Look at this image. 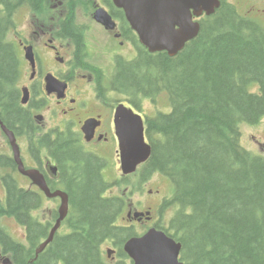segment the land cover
I'll use <instances>...</instances> for the list:
<instances>
[{"label": "trees", "instance_id": "16d2710c", "mask_svg": "<svg viewBox=\"0 0 264 264\" xmlns=\"http://www.w3.org/2000/svg\"><path fill=\"white\" fill-rule=\"evenodd\" d=\"M2 30L0 23V95L14 92L21 74L20 60L12 45L3 43ZM142 50L136 60L119 63L116 80L127 87L125 92L140 89L154 96L166 91L171 99L170 112L148 117L152 154L144 174L157 171L174 184L172 202L181 208L171 228L183 244L182 259L188 264H264V155L242 146L240 127L264 117V27L223 2L178 55ZM93 71L104 75L100 67ZM11 104V119H23L25 112ZM66 152L58 155L76 163L69 182L72 232L58 235L35 259L34 243L43 230L28 215L21 216L16 205L30 208L32 195L23 193L15 201L10 189L11 209L27 226L31 243L29 248L19 243L3 247L16 264H103L105 239L134 234L115 223L125 199L106 195L110 187L99 172L104 161L89 157L78 143ZM82 163L84 168L77 165ZM1 239L10 242L8 236Z\"/></svg>", "mask_w": 264, "mask_h": 264}, {"label": "flooded vegetation", "instance_id": "af4514ba", "mask_svg": "<svg viewBox=\"0 0 264 264\" xmlns=\"http://www.w3.org/2000/svg\"><path fill=\"white\" fill-rule=\"evenodd\" d=\"M59 1L61 0H0L2 38L7 33L8 27L17 25L16 16L19 11L27 10L24 6H29L32 11L37 10V12L33 11L34 14H28V22L25 24L33 36H25L17 29V36H14L18 40L19 53H23L29 45L34 46L35 67L28 62V66L17 80V91L12 92L8 99L0 97V188L6 200L4 207L7 208L3 209V216L0 219L9 216L15 226L23 227L25 233L22 234L25 236V241L22 243L28 241L27 226L21 224L22 221L17 219L16 213L11 209L10 189L15 201L22 199L23 193L32 195L33 200L31 202L28 200L30 208L26 206V210L23 211L22 205L16 204L18 212L24 217L28 215L32 224L40 226L43 234L48 235L53 227V219L55 223L58 218L56 202H61V196H47L40 188L39 180H44L51 192L62 190L69 194L72 166L76 163L68 160L65 155L61 158L58 154L67 153L66 151L70 150L73 144L78 143L82 146L87 145L90 151L89 157L100 159L98 151L94 149L97 146L95 144H100L101 141H109L108 146L117 143L114 119L119 103H124L128 107H139L131 98L120 101L117 91L107 90L106 86L103 89L101 82L97 85L95 82L97 74L91 70L74 66V58L82 53L74 42L79 36L78 40L84 41L88 47L90 37L99 41L98 30L100 29L110 39H118L121 45L134 43L129 35L130 29L125 27L124 21L116 16L115 5L109 0H93L81 4L77 3L87 0H69L68 4L62 6L63 4L60 5ZM79 6L86 8L81 15V21H79ZM100 6L111 11L118 22L116 29H108L95 19V10ZM56 10L60 11L57 19L59 16L66 15L61 22L62 27L55 22ZM66 26L70 29L65 30ZM76 33L80 35L77 36ZM45 38L47 40L44 42ZM40 42L44 43L43 48H40ZM72 55L73 59H71ZM25 88L28 89L27 102L23 103ZM11 101H14L13 109L25 112L22 113L25 116L23 119H11L13 114ZM87 122H89L88 125ZM2 124L12 132L20 148L22 162L16 158L15 143L12 136L3 129ZM86 128L91 136L90 140L86 138ZM77 165L80 168L82 165L86 166L85 163ZM115 169H118V163ZM150 192L152 193L153 190L151 189ZM128 207L133 208L131 205ZM45 208H48V214L44 213ZM66 218L56 235L72 232L65 223ZM140 222H147V220L143 218ZM154 223L157 224L156 221ZM4 236H8V232L4 227H0V240ZM38 237L39 230L38 232L36 230L34 238ZM105 240L101 245V250L106 257V262L102 261L103 264L132 262L131 259L123 257L124 254L128 256L124 250L125 242L118 244L115 238H111L109 239L111 244H109ZM2 244L4 247L9 244L15 248L14 244L17 242L10 239V242ZM105 245L109 246L105 248ZM34 246H37V242ZM108 248L113 249L110 254ZM5 256L3 254V258ZM1 262L3 261L0 258V264Z\"/></svg>", "mask_w": 264, "mask_h": 264}, {"label": "water", "instance_id": "95a60500", "mask_svg": "<svg viewBox=\"0 0 264 264\" xmlns=\"http://www.w3.org/2000/svg\"><path fill=\"white\" fill-rule=\"evenodd\" d=\"M114 2L124 9L131 26L150 51L166 49L170 55H176L189 39H193L200 32L201 25L193 20L194 15L200 16L205 11L212 14L220 5L219 0H114ZM96 19L107 28L116 27L115 21L104 9L97 12ZM116 124L122 166L125 172H132L151 155V144L145 138L144 120L140 114L134 113L132 116L122 111L120 107ZM67 212L68 201L64 195L60 217L49 238L37 249V255L51 242ZM135 216H139V213ZM125 248L134 258V264H185L179 259L181 243L155 228L141 237L131 238Z\"/></svg>", "mask_w": 264, "mask_h": 264}, {"label": "rangeland", "instance_id": "374dc122", "mask_svg": "<svg viewBox=\"0 0 264 264\" xmlns=\"http://www.w3.org/2000/svg\"><path fill=\"white\" fill-rule=\"evenodd\" d=\"M93 0H87L85 2H79L77 4L81 3H89L92 2ZM230 2L232 5H236L239 9V11L243 13H249L250 16H253L254 18L258 19L261 21L262 24H264V17H261L258 15L257 11L254 9V7L258 6L259 13L261 15H264V0H227ZM58 2V1H56ZM69 0H61L59 1V4L64 6L68 4ZM58 4V5H59ZM61 6V7H62ZM27 7V10H20L18 15L16 16V27L18 28L19 31H22L25 36L32 37L33 33L30 32L29 27H27L25 24L28 22L27 16L28 14H34L33 11L29 6H24ZM64 8V7H63ZM85 6H79L78 12H79V21H81V15L83 14L85 10ZM35 12V11H34ZM59 10H56V20L55 22L57 24L61 23L62 20L66 18L65 16H59V19H57L59 15ZM99 34V41L97 39L95 40L94 37L89 38V42L87 45L84 46V53L87 55L88 61L94 63L95 65L103 67L106 72L110 75L112 71L114 70V56H116L115 51H119L120 54L125 56L128 59H136L137 58V53L138 48L141 50L139 47V42L136 45L132 46H121V50L118 43L113 39H110L109 37L104 35V32L100 29L98 30ZM16 35V32L12 29L8 33L7 39L12 41L13 36ZM47 39H44V42ZM18 45V43L16 42ZM40 48H43L44 43H39ZM107 48V49H106ZM105 49V50H104ZM18 51V50H17ZM19 53V52H18ZM19 55L21 56L22 60V70L24 71L25 68L28 66L26 62V59L24 58V52L23 55L20 52ZM66 55V54H64ZM81 85H84L80 81H77ZM256 84V83H255ZM148 101V100H147ZM150 104L146 103V108H147V113L154 114L157 109L160 111H168L170 110V99L169 96L166 92H161L159 95L156 97L150 99ZM165 109H162V108ZM169 108V109H168ZM49 121V119L47 120ZM241 143L242 145L252 151L253 153L257 154H264V119H260L258 123L251 124V123H242L241 124ZM109 141H101L100 144H95L97 145L94 149L98 151V153L103 154L107 161L108 164H111V170L107 173V175H111L112 172H116L115 169V161L116 158H118V170L120 169V159L117 153L115 152L114 149L108 148ZM104 148L109 149L107 152L104 150ZM145 168L143 165H141L137 171V173L131 174L126 178L128 180L129 178V187L127 189L128 196L131 197V203L137 204L135 206V210H142V211H147L148 207L149 209L153 210L154 217L158 219V224L162 225L166 228H171L170 223L172 218L175 216L177 211L180 209V204L178 205L175 202L167 203L165 202L163 207L160 205L158 207L159 201L161 197L167 198V200L173 195L174 192V184L173 182L165 175L163 174H157L159 172H151V173H146L144 174ZM106 176V175H105ZM117 176V175H116ZM114 176L113 178H115ZM143 176V177H142ZM108 178V176H106ZM153 189V193L150 192V190ZM1 190V188H0ZM159 190V192L157 191ZM166 200V201H167ZM144 203V205H143ZM49 210L48 208L44 209V213L48 214ZM126 213L127 209L124 210L122 213L123 216L126 218ZM45 220V219H43ZM119 224L129 226V225H134L135 230L137 232H144L146 228H148L151 223H143L139 222L137 220H129L125 219L124 221L119 220ZM1 225L16 239L20 241H24V235H22L25 230L23 227H17L15 226L9 216H4L1 219ZM174 232V230H171ZM109 245H105V248H107ZM6 254V253H5ZM8 255V254H7Z\"/></svg>", "mask_w": 264, "mask_h": 264}, {"label": "bare ground", "instance_id": "6f19581e", "mask_svg": "<svg viewBox=\"0 0 264 264\" xmlns=\"http://www.w3.org/2000/svg\"><path fill=\"white\" fill-rule=\"evenodd\" d=\"M190 41H191V39L188 40V43H189ZM161 231H162L164 234L168 235L166 229L163 228V229H161Z\"/></svg>", "mask_w": 264, "mask_h": 264}]
</instances>
